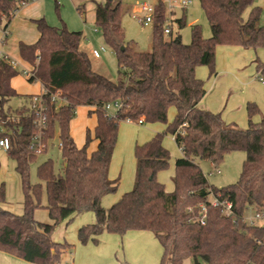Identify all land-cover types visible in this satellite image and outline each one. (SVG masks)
<instances>
[{"label": "trees", "instance_id": "16d2710c", "mask_svg": "<svg viewBox=\"0 0 264 264\" xmlns=\"http://www.w3.org/2000/svg\"><path fill=\"white\" fill-rule=\"evenodd\" d=\"M209 22L212 35L204 38L198 26H192L191 42L186 44L173 28L165 33L166 4L155 5L151 50L139 52L126 39L122 25V0H106L95 7V26L104 43L114 51L119 78L114 81L97 73L92 66L93 53L82 48L85 35L49 25L45 19L34 20L40 36L31 45L20 44L22 59L32 66L31 82L40 81L47 128L42 132L44 148L37 153L30 148L38 132V116L27 105L17 110L5 105L20 97L11 86L19 72L5 61L0 62V122L10 148L6 152L16 163L24 193L23 214L0 207V251L32 264H60L62 255L73 251V245L52 239L57 227L69 225L76 215L93 212L95 222L78 230V239L86 244L102 233L124 235L128 231H151L163 247L160 264H264V226L245 220L248 209L264 210V120L254 121L260 111L248 103V128L226 124L220 113L199 108L206 94L203 80L196 69L206 66L216 74V48L239 46L254 50L264 48V22L261 9L243 14L253 0H198ZM25 0H0V27L8 28L19 4ZM58 12V6L56 8ZM174 21V20H173ZM179 28L183 18L175 19ZM98 59V58H96ZM257 71L264 82V63L257 60ZM59 93V99L51 96ZM118 103L110 114L107 106ZM80 106L91 107L97 120L86 142L78 147L70 132V124ZM177 111L167 125L166 134L174 136L183 156L176 160L174 191L167 193L158 174L170 163V153L157 135L143 145H136L137 161L134 187L109 208L102 199L118 190V180L109 178V169L117 143L121 122L165 123L168 111ZM185 124V126H184ZM58 133L62 173L57 174L52 159L38 166L43 184H32L30 166L48 149ZM98 141L94 151L90 144ZM242 151L243 162L239 180L216 188L208 182L200 161L219 165L229 153ZM45 189L47 204L41 203ZM231 203L232 213H225L222 204L213 205L211 198ZM3 184L0 203L4 202ZM206 209L201 223L202 207ZM44 208L52 221L40 223L35 211ZM93 241H97L93 239Z\"/></svg>", "mask_w": 264, "mask_h": 264}, {"label": "rangeland", "instance_id": "374dc122", "mask_svg": "<svg viewBox=\"0 0 264 264\" xmlns=\"http://www.w3.org/2000/svg\"><path fill=\"white\" fill-rule=\"evenodd\" d=\"M75 5H83L85 7V14L83 16V31L85 35L84 39V48L90 53L93 50H100L101 47H105L106 51L101 54V58H93L92 57V66L93 69L104 75L111 80L116 81L119 78V68L116 59V55L112 49H110L103 40L102 33L96 28L94 21L93 9L96 7L97 3L104 4L105 0H72ZM182 0H177L176 8L174 9V14L170 16L169 10L166 4V16L167 18L170 16L173 21V32L174 34L178 33L182 41L186 44L191 42L192 37V26H198L201 29L202 35L204 38H210L212 35L211 28L207 17L204 13V10L201 7V4L198 0H190L189 5L186 8L179 7V3ZM157 0H122L123 3V19L122 25L125 31L126 39L134 44V47L139 52H149L151 50V41L154 26L153 24L144 25L140 22V20L135 17L134 10L144 3H149L152 5H156ZM164 2V1H163ZM259 8L261 9V22H264V0H253L252 4L246 8L244 11L243 17L247 20L253 9ZM55 15L58 18L59 16ZM183 18L185 21V25L182 28H179L175 19ZM28 22V21H27ZM11 28H9L11 35L18 36L17 39L21 38V41H35L37 40L38 30L34 23H29V25H25L18 20H14L12 22ZM31 24V25H30ZM30 27V28H28ZM58 27V26H54ZM61 27L58 28H62ZM2 28L0 27V37L2 34ZM24 28L27 31L24 32ZM23 34L25 37H23ZM9 50L12 51L16 56H18V40L11 39V36L8 40ZM229 47L228 45H220L216 48V73H219L217 62L218 59L221 58L224 50ZM254 52V51H253ZM260 53L259 59L264 62V48L258 50ZM19 74L14 79V85L16 89L22 91L24 95L34 90L37 86L35 82L31 83L28 81V78L21 73V69L19 68ZM201 75V80H203L206 90L211 87V82L214 80V76L210 75V70L206 66L198 67V71L196 74ZM218 92L221 93L224 98L222 99L223 106L218 110L217 113H220L223 121L226 124H235L240 129L248 128V114H247V106L244 110L234 111L229 110V96L228 90L224 94L223 87L217 89ZM241 89L239 88L235 92H233L232 97L234 95L240 93ZM220 95V94H219ZM219 95H217L219 97ZM217 96L215 98H217ZM214 98V99H215ZM232 100V99H231ZM254 103V102H253ZM260 113L254 117V121L264 118V101L262 104L255 103ZM23 105H27L24 97H15L12 98L8 104L5 105V110L9 107L14 111L22 107ZM247 105V104H246ZM227 106V107H226ZM88 107L80 106L76 109V114L70 124V132L74 141L78 147H82L86 142V134L87 131L90 130L93 135L94 128L96 126L97 120L94 114L91 113L92 116H89ZM114 108L109 110L110 114L114 113ZM177 111L174 107H171L168 111V121L165 123H151V124H137L130 122H121L118 131L117 143L113 154V159L110 167V178L112 180H118L120 182L119 188L116 193L110 194L108 198L115 199L117 202L122 193H126L131 191L134 187L135 183V175H136V167L137 161L135 157V147L136 145H143L148 141L152 140L157 135L163 136V146L170 153V163L169 167L159 172L158 180L165 186L166 192L171 193L174 191L173 184V176L175 171V162L177 159L181 157V151L178 145L174 142L171 134H166L165 131L167 129V125L172 123L176 117ZM95 140L90 144V148L93 145ZM60 142L58 139V133L56 137L51 140L48 144V149L45 153L37 156V159L30 166V181L32 184H38L43 182L38 177V166L48 159H52L54 162L55 171L57 174L62 173V158L60 152ZM246 158L245 152L236 151L229 153L225 156L224 160L219 165H211L208 161H200V165L206 175L208 182L210 185L216 188H222L231 184L236 183L239 180L243 162ZM220 171V172H218ZM4 186L5 200L0 203V207L4 210L10 211L15 215L23 214V202H24V193L22 189L21 179L16 172V163L12 160L8 153L0 148V185ZM108 196V195H107ZM114 201V202H115ZM115 202V203H116ZM41 203L43 206L47 204V195L45 189H43V194L41 197ZM253 209L249 211V213L254 215ZM255 210V209H254ZM94 216L93 212H86L81 214L79 217ZM35 219L40 223L50 224L52 223L48 211L44 208H39L35 211ZM76 220H73L68 226V230L73 228L76 223ZM95 222V220H94ZM93 222V223H94ZM64 228V227H63ZM55 233V232H54ZM58 234V233H56ZM55 234V235H56ZM59 240L55 242H64L66 239L62 238V236H58ZM68 242V241H67ZM187 264H192L191 260L187 261Z\"/></svg>", "mask_w": 264, "mask_h": 264}, {"label": "crops", "instance_id": "0c3cea01", "mask_svg": "<svg viewBox=\"0 0 264 264\" xmlns=\"http://www.w3.org/2000/svg\"><path fill=\"white\" fill-rule=\"evenodd\" d=\"M57 6L58 12L56 10ZM84 9L85 7L83 5L79 4L77 6L72 0H25L24 3L18 5L13 17L8 23V29L11 28L13 24L12 22L15 19L22 23H25V25L27 26L29 25L28 22L33 23L34 20L45 19V21L51 26L61 27L62 25H65L70 31H81L84 33V31L82 30V19L85 14ZM55 11L59 16L58 18L55 15ZM93 11L95 21V7ZM173 14L174 10L172 11V15ZM25 31H27V29L24 28V34ZM24 34L23 37H25ZM10 36L11 39L18 40V56H16L14 53H12L11 50H9L8 40ZM39 36L40 34L38 32V35L36 37L37 40L39 39ZM17 38L18 36H12L9 30V37L2 46L1 50L7 57V60H16L22 66L31 69L32 66L22 59L19 45L21 43L31 45L36 43L37 40L35 41L34 39V41L27 42L21 41L23 40L21 38ZM82 48L85 49L84 42L82 43ZM258 50H254L251 48H242L239 46L227 47L224 50L221 58L218 59L219 61L217 62L219 73L213 75L214 80L213 82H211V87L208 89V92L205 87L206 94L200 101L198 105L199 108L217 113L218 110L223 106L222 99L224 98V96H222L221 93L217 91V89L221 88V86L223 87L224 94L228 90V95L230 96L227 106L229 105L228 108L232 112H242L248 105V103L254 102L257 104H262V102L264 101V82L261 81L259 73L257 71V60H260V53L258 52ZM196 71H198V68L196 69ZM196 75L198 78H201L202 76V74L198 75V73ZM15 78L12 79L11 86L20 97H30L33 95L44 93L45 88L43 84L40 81H33L37 86L34 88V90L25 91L30 93L24 95L23 93H21L24 90L19 91L18 89H16L14 85ZM28 81L31 82L29 78ZM239 88L241 89L240 93H238V95L235 94L234 98H231L233 92H235ZM217 95H219V97ZM216 96L217 98H215ZM88 108H90L88 115L92 116L90 113L92 108ZM262 120H264V118L259 119L256 122H260ZM172 137L174 142L176 143L174 136ZM97 143L98 141H95L93 143L89 152H92L96 149ZM179 149L181 151L182 157V149L180 147ZM211 165L213 164L211 163ZM119 185L120 182L118 179V188ZM123 194L124 193H122V195ZM109 196L110 194L102 199V206L104 208H109L116 202L115 199L108 198ZM250 210H252V208L248 209L245 215V220L247 221L253 219L257 213V211L253 209V215L249 213ZM261 212L264 214V210H262ZM80 215L81 214L76 215L73 218V220L77 219L73 228L68 230L67 223H62L57 227L55 233L52 236V239L54 241H61V239L59 240L58 236H62V238L66 239L68 243L72 244L74 247L72 252L66 251L62 255L60 264H160L163 255V247L151 231L132 230L128 231L122 236L111 233H102L99 236L92 237L86 244H81L78 239V230L84 225L92 224L95 219L93 214L79 217ZM255 224L264 226V221L256 220ZM93 239L97 241H93ZM0 264L32 263H29L14 255L0 251Z\"/></svg>", "mask_w": 264, "mask_h": 264}, {"label": "built area", "instance_id": "2783aa9c", "mask_svg": "<svg viewBox=\"0 0 264 264\" xmlns=\"http://www.w3.org/2000/svg\"><path fill=\"white\" fill-rule=\"evenodd\" d=\"M162 1L167 3L169 14L171 16L172 11L176 8L175 4H176L177 0H162ZM189 3H190V0H182L179 3V7L186 8L189 5ZM154 13H155V5H152L149 3H144L134 10L135 17H137L140 20V22L146 26L149 24H153ZM170 16L167 18L166 28H165V33H167V34H169L173 28V19ZM8 37H9V29L3 28L2 29V37L0 38V62L1 61L7 62L8 64H10V66L12 68H14L16 70H19V68H20L21 73L24 74L27 78H30L33 75V68H31V69L26 68V67L22 66L16 60H7V57L3 54L1 48L4 45V43L6 42ZM105 51H106V48L101 47L100 50H93L92 53L96 58H100L101 54ZM261 81H262V79H261ZM45 93H46V90H44V93H42V94L33 95V97L30 99V108L38 116V120L36 123H37V126L39 128L37 134L33 137V140L30 144V148L37 153H41L43 148H44V144L42 143V140H41V135H42V132L47 128V121H46V118L44 117V112L46 110V107H45V100L43 98V95ZM57 99H59V93L58 92L51 96L52 101H55ZM111 108H114V110L116 111L118 108H120V104H118V103L109 104L107 106L108 111ZM184 126H185V124H184ZM4 132H5V126L3 125V123L0 122V134H2ZM0 148L3 149L4 151L9 150L10 142H9V139L7 137L0 138ZM218 172H220V171H218ZM210 201L213 205H219V204L224 205L225 206V213L228 216L232 217V221H233V224L235 226L238 225V219L232 213V210H231V203L220 202L217 198H214V197H212ZM201 207H202V213L203 214L200 218V221L202 224H204V222H205L204 220L206 218V209L204 206H201ZM256 220L264 221V214L262 212H257L253 219H250L249 221L246 220V221L251 225H256L255 224Z\"/></svg>", "mask_w": 264, "mask_h": 264}]
</instances>
